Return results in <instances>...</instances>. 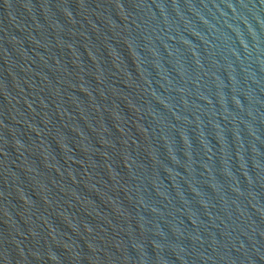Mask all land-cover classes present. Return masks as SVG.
Instances as JSON below:
<instances>
[{"label": "water", "instance_id": "obj_1", "mask_svg": "<svg viewBox=\"0 0 264 264\" xmlns=\"http://www.w3.org/2000/svg\"><path fill=\"white\" fill-rule=\"evenodd\" d=\"M0 264H264V0H0Z\"/></svg>", "mask_w": 264, "mask_h": 264}]
</instances>
